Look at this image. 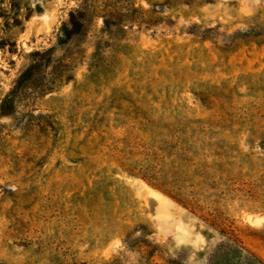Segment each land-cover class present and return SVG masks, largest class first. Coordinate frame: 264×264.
Instances as JSON below:
<instances>
[{
  "label": "rangeland",
  "instance_id": "obj_1",
  "mask_svg": "<svg viewBox=\"0 0 264 264\" xmlns=\"http://www.w3.org/2000/svg\"><path fill=\"white\" fill-rule=\"evenodd\" d=\"M253 259L264 0H0V264Z\"/></svg>",
  "mask_w": 264,
  "mask_h": 264
},
{
  "label": "trees",
  "instance_id": "obj_2",
  "mask_svg": "<svg viewBox=\"0 0 264 264\" xmlns=\"http://www.w3.org/2000/svg\"><path fill=\"white\" fill-rule=\"evenodd\" d=\"M67 38H69V34H66L65 35V39H67ZM28 75H29V70H26V71H24L21 75H20V77H19V79H18V81L16 82V84H15V86H14V88H13V90L10 92V98H15V97H17L20 93H22L23 92V86H24V84H25V82L27 81V79H28ZM183 200V199H182ZM253 263V264H262V263H260V262H258L256 259L254 260L253 259V261H249L247 264H249V263ZM228 264H241V262H239L238 260H236L235 262H231V263H228Z\"/></svg>",
  "mask_w": 264,
  "mask_h": 264
}]
</instances>
